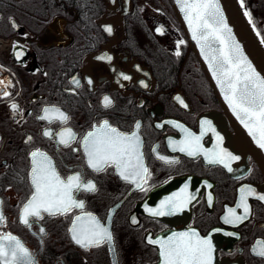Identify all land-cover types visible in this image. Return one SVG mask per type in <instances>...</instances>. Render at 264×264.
Wrapping results in <instances>:
<instances>
[{
    "label": "flooded vegetation",
    "instance_id": "obj_1",
    "mask_svg": "<svg viewBox=\"0 0 264 264\" xmlns=\"http://www.w3.org/2000/svg\"><path fill=\"white\" fill-rule=\"evenodd\" d=\"M233 2L264 52V0H244V8L239 0ZM109 27L111 32L106 31ZM179 40L184 43L177 49ZM73 77L78 87L71 83ZM104 96L113 102L107 108ZM13 103L18 105L15 110ZM46 106L59 107L70 120H38ZM103 120L129 134L140 122L141 151L149 171L140 188L123 180L114 167L94 172L85 164L82 149L72 151ZM175 124L197 136L203 131L200 144L208 150L217 148L218 133L223 138L219 147L230 152L233 130L168 0H0V200L6 217L0 233L17 236L36 264H160L158 246L147 238L189 229L211 240L212 264H264L258 255L264 249V201L258 199L264 195V174L250 155L235 160L229 172L203 155L174 151L171 142L185 138ZM67 127L77 135L69 147L42 135L45 129L58 133ZM28 136L32 140L25 143ZM36 149L52 158L62 178L82 172L86 181L95 183V192L74 195L84 201V212L109 229L111 244L85 249L72 240L69 229L80 209L67 216L45 213L31 229L19 221L31 195L29 153ZM158 156L178 162L167 164ZM186 184L184 195L194 198L182 211L164 216L148 212ZM245 186L255 194L242 192ZM241 196H246L248 218L226 223L229 209L243 215ZM41 227L46 235L40 234Z\"/></svg>",
    "mask_w": 264,
    "mask_h": 264
},
{
    "label": "snow or ice",
    "instance_id": "obj_2",
    "mask_svg": "<svg viewBox=\"0 0 264 264\" xmlns=\"http://www.w3.org/2000/svg\"><path fill=\"white\" fill-rule=\"evenodd\" d=\"M239 2L244 8V0ZM176 3L188 24L192 39L200 46L209 69L224 93L225 100L259 147L264 149V76L256 70L240 44L232 36V30L224 17L219 0H176ZM244 15L251 23V13L245 10ZM15 26L13 22V27ZM252 26L255 28L254 23ZM106 31L111 32L112 29L109 27ZM157 31L163 34L162 29L157 28ZM257 35L259 36L260 33L257 32ZM261 42L264 43V39ZM183 43V40L177 41V49ZM19 55L20 53H17V56ZM175 55L180 56V51L177 50ZM123 79L128 80L130 77L124 75ZM71 83L79 86V81L75 77ZM87 83L91 85L92 80L89 79ZM112 103L108 96L103 97L102 104L105 108ZM11 108L15 110L18 105L13 103ZM42 113L37 117L40 121L67 123L70 120V117L56 106H46L42 109ZM205 123L208 125V130L215 131L210 122L205 121ZM134 127L136 130L132 133H123L113 127L108 120L100 121L98 124H93L92 130L79 141L80 148H73L72 151L80 152L82 149L85 164L94 172L114 167L116 174L123 180L135 183L140 188L141 183L148 177L149 171L144 164L141 151L142 140L138 132L141 127L140 122H137ZM156 127L160 128L163 125L158 124ZM175 127L185 133V138L179 142H171L174 145V151L184 152L190 157L203 155L209 163L223 164L229 172L233 171L228 161L238 160L239 157L219 147V142L223 138L218 133L216 134L217 148L208 150L200 144L204 135L203 131L197 136L180 124H175ZM42 135L54 139L57 144L64 147H69L71 143L77 141V135L70 127L58 133L45 129ZM31 140L32 137L28 136L25 143ZM155 151L154 148L153 152ZM29 156L31 167L27 178L30 181L31 195L20 209L19 221L31 229L33 224H38L43 219L45 213L49 216H67L73 209H80L81 214L74 216L69 229L72 240L85 249L99 247L103 243L111 244L113 236L109 229L102 225L92 213L84 212V201L78 200L74 195L80 192H95L97 190L95 183L91 180L86 181L82 172H74L62 178L52 158L39 149L31 151ZM158 158L167 164L178 162L175 158L168 159L164 156H158ZM5 166H8L6 162ZM187 187L186 184L179 193L166 197L157 208H148V212L153 216H164L182 211L194 198L184 195ZM241 191H246L249 195L255 194V190L248 186ZM258 199L264 201V195H259ZM2 205L3 201L0 200V227L6 222ZM240 206L244 209L243 215L237 216L235 209H229L230 215L224 218L226 223L242 222L248 218L250 210L246 203V196H241ZM132 223H137L135 217L132 218ZM39 232L42 236L46 235L42 227ZM147 242L158 246L160 264H212L213 261L211 240L201 237L195 229L172 232L171 235L155 239L148 237ZM258 255L264 257V249ZM0 264H36V261L34 254L17 236L10 232H3L0 233Z\"/></svg>",
    "mask_w": 264,
    "mask_h": 264
},
{
    "label": "water",
    "instance_id": "obj_3",
    "mask_svg": "<svg viewBox=\"0 0 264 264\" xmlns=\"http://www.w3.org/2000/svg\"><path fill=\"white\" fill-rule=\"evenodd\" d=\"M172 11L177 18V21L188 41L189 47L195 55L199 67L207 80L217 102L223 109L233 133L229 135V148L233 156H238L242 159L246 155H250L256 163L259 170L264 174V149L260 148L253 139L249 131L240 123L236 115L233 113L229 103L224 98V93L216 82L212 71L209 69L208 62L202 54L200 46L192 39L188 24L184 19V15L177 5L176 0H168ZM224 17L232 30V36L240 44L244 54L251 61L256 70L264 76V52L258 44L257 40L251 33L249 27L242 19L239 10L233 0H219ZM235 160H230V166L234 165Z\"/></svg>",
    "mask_w": 264,
    "mask_h": 264
}]
</instances>
